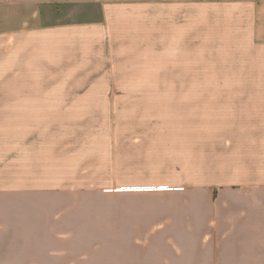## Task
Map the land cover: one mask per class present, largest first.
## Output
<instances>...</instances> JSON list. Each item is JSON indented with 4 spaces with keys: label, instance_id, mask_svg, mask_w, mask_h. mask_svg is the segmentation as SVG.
Returning a JSON list of instances; mask_svg holds the SVG:
<instances>
[{
    "label": "crops",
    "instance_id": "1",
    "mask_svg": "<svg viewBox=\"0 0 264 264\" xmlns=\"http://www.w3.org/2000/svg\"><path fill=\"white\" fill-rule=\"evenodd\" d=\"M214 57L249 58L264 73V0H0V115H12L0 129L25 131L12 138V163L42 159L15 168L41 171L26 177L45 179L48 193L81 190L61 178L89 188L106 178L111 192L170 194L153 232L106 241L109 264H264V90L252 93L249 121H226L221 105L199 134L187 123L147 132L76 117L115 113L130 89L113 83L193 80L176 68ZM148 160L153 180L142 181ZM15 194L0 192V264L35 240Z\"/></svg>",
    "mask_w": 264,
    "mask_h": 264
},
{
    "label": "rangeland",
    "instance_id": "2",
    "mask_svg": "<svg viewBox=\"0 0 264 264\" xmlns=\"http://www.w3.org/2000/svg\"><path fill=\"white\" fill-rule=\"evenodd\" d=\"M234 61L228 59L225 65H221V58H195L193 65L176 68L185 73L182 78L193 80L113 83L120 89H130L123 90V96L114 99L115 113L99 112L76 117L101 128H107L113 121L118 123V127L129 123L142 129H154L147 132L163 131L159 128L166 124L169 127L173 123H187L195 134H199L202 122H218L223 105L230 107L226 109V121L246 123L249 121L246 112L253 100L252 93L264 90V73L260 74L262 66L251 65L249 58ZM110 86V83H97V89ZM11 117L8 113L1 114L0 121L7 123L2 125L8 126ZM64 118L72 116L64 115ZM20 132L25 131L0 129V192L11 195L18 191L13 202L22 201L30 208L19 213H22L21 217L33 219L35 224L31 233L35 240L17 243L18 254L23 257L11 259V262L7 260V264H109L108 258L113 252L106 247V241L112 235L153 232L156 218L169 212V193L158 192L154 187H151L153 190L148 189L150 192H111L113 188L107 185L109 179L106 178L98 179L102 186L97 188L87 186L90 179L61 178L66 186L79 185L81 190L43 192L39 185L45 179L26 177L41 171L15 168L17 162L30 168L40 164L42 159L31 156L34 159L30 157L25 161L19 157L16 161L15 157L11 162L12 138ZM151 162L144 163L149 167L141 170L140 173L146 175L142 181L153 180L149 177ZM136 166L128 167L127 173L134 174ZM21 189L24 192L19 191ZM119 190L126 189L122 187Z\"/></svg>",
    "mask_w": 264,
    "mask_h": 264
}]
</instances>
